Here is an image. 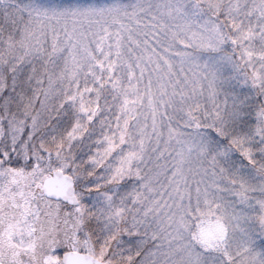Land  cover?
Wrapping results in <instances>:
<instances>
[{"label": "snow or ice", "instance_id": "snow-or-ice-1", "mask_svg": "<svg viewBox=\"0 0 264 264\" xmlns=\"http://www.w3.org/2000/svg\"><path fill=\"white\" fill-rule=\"evenodd\" d=\"M0 264H264V0H0Z\"/></svg>", "mask_w": 264, "mask_h": 264}]
</instances>
